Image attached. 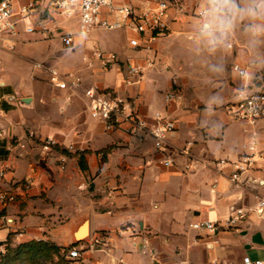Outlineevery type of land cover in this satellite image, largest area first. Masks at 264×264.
<instances>
[{"label":"crops","instance_id":"crops-1","mask_svg":"<svg viewBox=\"0 0 264 264\" xmlns=\"http://www.w3.org/2000/svg\"><path fill=\"white\" fill-rule=\"evenodd\" d=\"M13 1L18 9L30 0ZM115 2L143 7L148 0ZM170 2L168 32L151 50L132 47L130 29L126 47L105 49L111 35L95 29L75 37L72 47L83 50L82 64L60 69L53 55L45 62L34 59L17 36L13 49L0 44V171L5 168L0 194L14 195V200L0 198V252L7 241L44 239L71 247L79 237L88 240L105 233L108 242L97 248H86L88 241L77 244L83 247L77 259L64 252L65 264H243L245 256L264 260V208L257 206L264 197V119L249 124L225 110L238 92L264 89V31L253 30L264 28V10L260 0H233L239 11L210 45L198 16L203 7H212L210 0ZM248 9L258 14L249 15ZM31 19L36 31L49 38L59 37L53 33L57 28L78 31L77 17ZM95 48L117 53L119 63L104 68L92 57ZM148 58L155 61L151 67L146 66ZM130 63L146 66L144 79L128 81ZM234 64L246 69L245 77ZM49 67L63 76L73 72L79 86L59 88ZM44 76L50 85L37 79ZM187 80L189 91L173 85ZM91 86L129 99L149 126L156 111L175 119L169 140L173 164H163L164 154L155 148L149 130L130 134L122 124L109 132L102 121L91 118L84 95ZM170 90L182 92L183 99L167 103ZM27 97L29 103L23 101ZM45 137L54 138L57 146L44 150ZM253 138L260 154L235 184L234 167L219 160L238 159L242 144ZM233 206L247 210L237 227L210 231L191 226L197 220L225 222Z\"/></svg>","mask_w":264,"mask_h":264},{"label":"built area","instance_id":"built-area-1","mask_svg":"<svg viewBox=\"0 0 264 264\" xmlns=\"http://www.w3.org/2000/svg\"><path fill=\"white\" fill-rule=\"evenodd\" d=\"M170 0H148L143 6H133L130 4L118 5L115 0H30L27 4L21 5L18 9L13 0H0V44L9 49H13L15 43L13 37L18 32V24L27 17L38 15L42 20L71 19L78 18L77 33H62L59 37L66 46H73L76 36H88L95 29L115 30L130 29L132 35L129 43L134 48H144L151 50L153 44L165 36L168 32V11ZM210 7L205 6L198 11L201 18L207 17ZM56 28V27H55ZM25 31L30 33L36 31L33 24H28ZM92 57L100 61L104 68H109L119 63V56L112 51H105L99 48L93 49ZM89 64L92 63L89 61ZM154 60L148 58L146 66H153ZM40 67V64H36ZM146 66L138 64H128L129 82H138L144 79ZM233 68L240 77H245L246 69L239 64H234ZM51 74V80L59 88L78 87L80 78L73 72L64 76L54 67L47 68ZM84 95L88 101V112L91 118L103 122L105 131H115L122 124H126V131L130 134H138L141 131L149 130L154 139L155 148L164 154L163 164L170 166L173 164L174 149L170 147L169 140L172 133L176 131L177 123L175 119L160 111L154 114L155 122L149 126L147 121L135 110L129 99L113 96L110 93L100 91L97 87L91 86L84 89ZM181 94L179 91L170 90L165 94L167 103L179 102ZM228 115L234 120L246 121L249 124H256L264 119V89L254 91L238 92L234 101L225 107ZM57 141L52 137L42 139L44 150H50ZM73 148V145L69 146ZM244 152L236 160L220 159L219 164L231 165L234 167L231 174V181L235 184L241 181L244 173L248 172L255 164L260 154L256 139H251L242 144ZM187 153V149L183 150ZM64 162L65 159H62ZM64 168V165H62ZM5 168L0 171L4 175ZM1 199L14 200V195L0 194ZM258 208H264V197L257 201ZM247 215V210L243 207L233 206L230 215L225 222L206 220L194 221L191 226L195 229H206L210 231L228 230L237 227L238 223ZM88 241L86 248H97L108 242L105 233H100L94 237L84 240ZM79 244V243H77ZM77 244L68 249L65 254L71 258H79L82 255L83 247L78 248ZM84 247V248H85ZM207 264H221L214 260ZM243 264H264V260L251 259L249 256L243 258Z\"/></svg>","mask_w":264,"mask_h":264},{"label":"rangeland","instance_id":"rangeland-1","mask_svg":"<svg viewBox=\"0 0 264 264\" xmlns=\"http://www.w3.org/2000/svg\"><path fill=\"white\" fill-rule=\"evenodd\" d=\"M32 17H27L25 20L21 21L18 24V28L19 31L18 33L15 35L17 36L19 43H23L29 50H28V54L31 55L34 59L36 60H40L45 62L47 60V57L53 55L55 57L58 58L57 61V66L62 69H68L70 67H74L77 64H82L83 60L85 59V55L83 54V50L80 48H73L72 46H66L62 43V40L60 37H46L44 35H41L40 33H38V31H33L30 33L25 32V27L29 24H34L32 19ZM205 18L200 19L199 23L202 25L205 22ZM125 32L127 33V29L126 28H122V29H117V30H108V31H104L103 35L104 36H110L111 35V39H109V41L107 42V47L105 45V49H118V48H124L126 47V43H127V35L125 34ZM52 34V33H51ZM96 35L98 36L99 34L96 33ZM30 63V62H29ZM172 68V66H170ZM65 71V70H63ZM37 79L41 80L42 82H44V85H50L51 81L49 77H37ZM175 88H181L182 92L183 90H191L192 89V84L190 82V80H187L185 82H182L179 84H176L175 82H173ZM181 94V98L180 101L183 99V93ZM197 96L189 94V98H196ZM199 97H203V96H199ZM198 97V98H199ZM60 104L57 105V110L58 113H62L59 111L60 109ZM78 131V130H76ZM74 132V134L76 135L77 132ZM218 201L217 198H215V202ZM10 244L15 246L18 245L19 243H14L12 241H10ZM63 254V252H62ZM64 257V256H63ZM47 264H65V260H59V258L57 256H55L54 260L48 261Z\"/></svg>","mask_w":264,"mask_h":264},{"label":"trees","instance_id":"trees-1","mask_svg":"<svg viewBox=\"0 0 264 264\" xmlns=\"http://www.w3.org/2000/svg\"><path fill=\"white\" fill-rule=\"evenodd\" d=\"M71 247H61L44 239L21 242L15 246L7 241L5 251L0 252V264H47L48 261L54 260L55 256L61 261L65 260L64 252Z\"/></svg>","mask_w":264,"mask_h":264},{"label":"clouds","instance_id":"clouds-1","mask_svg":"<svg viewBox=\"0 0 264 264\" xmlns=\"http://www.w3.org/2000/svg\"><path fill=\"white\" fill-rule=\"evenodd\" d=\"M212 7L209 9L207 16L210 19L206 20L201 28L202 34L208 38V43L214 45L218 42L217 32L223 33L229 27L228 20L234 16L239 10L235 7L233 0H210ZM260 7L264 10V0H260ZM248 14L256 16L258 13L254 9H248ZM255 32L264 31V28L259 26L253 29Z\"/></svg>","mask_w":264,"mask_h":264},{"label":"water","instance_id":"water-1","mask_svg":"<svg viewBox=\"0 0 264 264\" xmlns=\"http://www.w3.org/2000/svg\"><path fill=\"white\" fill-rule=\"evenodd\" d=\"M53 33L55 34V36H60V35L63 33V29L57 28V29L54 30ZM196 39H197V41L200 42L199 37H198L197 35H196ZM23 101H24L25 103H29V102L31 101V98H30V97L24 98ZM84 231H85V230H84ZM82 234H83V232H82V233H79L78 236H80V235H82ZM84 240H85V239L79 237V238L76 240V243L73 244V245H76L77 243H80V242H82V241H84Z\"/></svg>","mask_w":264,"mask_h":264}]
</instances>
